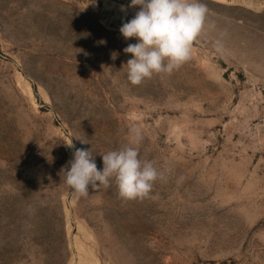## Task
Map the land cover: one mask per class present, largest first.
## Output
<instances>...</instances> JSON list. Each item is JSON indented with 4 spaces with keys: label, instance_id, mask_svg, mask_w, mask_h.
Instances as JSON below:
<instances>
[{
    "label": "rangeland",
    "instance_id": "374dc122",
    "mask_svg": "<svg viewBox=\"0 0 264 264\" xmlns=\"http://www.w3.org/2000/svg\"><path fill=\"white\" fill-rule=\"evenodd\" d=\"M202 2L191 59L132 85L131 0H0V264H264V0ZM132 126L167 179L76 198L65 144L102 170Z\"/></svg>",
    "mask_w": 264,
    "mask_h": 264
},
{
    "label": "clouds",
    "instance_id": "9594fccd",
    "mask_svg": "<svg viewBox=\"0 0 264 264\" xmlns=\"http://www.w3.org/2000/svg\"><path fill=\"white\" fill-rule=\"evenodd\" d=\"M127 8H138L134 17L119 29L125 41H137L123 49L125 54H132L123 65L127 66V79L132 85H140L154 75L170 76L178 71L191 59L194 43L206 34L208 27L209 9L202 0H131ZM127 8L121 5L122 12ZM214 47L220 49V39ZM117 56V52L112 53L113 60ZM129 135V144L99 153L102 170H98L90 150L76 148L72 142L65 144L72 150V158L61 173L76 198L87 197L90 188L107 189L114 181L122 200H143L157 180L167 179L154 162L141 159V129L132 126Z\"/></svg>",
    "mask_w": 264,
    "mask_h": 264
},
{
    "label": "bare ground",
    "instance_id": "6f19581e",
    "mask_svg": "<svg viewBox=\"0 0 264 264\" xmlns=\"http://www.w3.org/2000/svg\"><path fill=\"white\" fill-rule=\"evenodd\" d=\"M25 85L27 87V90H28L29 95L30 96H33L32 88H31L30 84L29 83H26ZM43 95H45V98L48 99V96L46 94H43Z\"/></svg>",
    "mask_w": 264,
    "mask_h": 264
}]
</instances>
